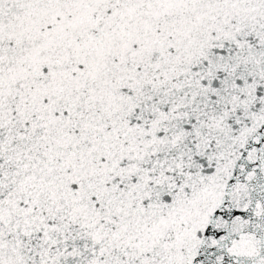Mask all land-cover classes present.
I'll list each match as a JSON object with an SVG mask.
<instances>
[{
    "label": "snow or ice",
    "instance_id": "snow-or-ice-1",
    "mask_svg": "<svg viewBox=\"0 0 264 264\" xmlns=\"http://www.w3.org/2000/svg\"><path fill=\"white\" fill-rule=\"evenodd\" d=\"M0 264H264V0H0Z\"/></svg>",
    "mask_w": 264,
    "mask_h": 264
}]
</instances>
